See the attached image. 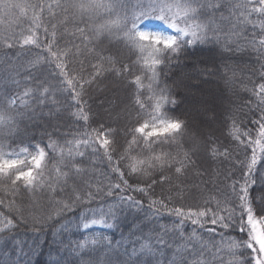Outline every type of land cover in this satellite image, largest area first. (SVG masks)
Returning <instances> with one entry per match:
<instances>
[{
	"label": "snow or ice",
	"instance_id": "1",
	"mask_svg": "<svg viewBox=\"0 0 264 264\" xmlns=\"http://www.w3.org/2000/svg\"><path fill=\"white\" fill-rule=\"evenodd\" d=\"M24 19L29 26L17 33L15 26ZM248 25L258 27L261 34L249 38ZM65 36L73 42L61 46ZM105 40L121 47L114 52L104 49L100 45ZM221 40L226 50L235 45L236 51H243L247 46L264 58V0H0V46H34L44 55L29 60V67L50 63L58 70L56 83L39 82L0 100V192L12 197L6 207L23 219L24 208L16 204V197L21 192L43 194L49 205L45 219L81 206L82 227L88 229L98 224L112 227L108 219L114 217L118 203L139 205L124 195L127 192L150 196L155 185L167 183L182 200L198 145L194 137L193 146L184 148L188 125L169 115L168 106L176 101L166 86L161 87V74L185 48ZM122 50L135 56L132 64L120 58ZM88 57L95 62L88 60L86 67ZM260 67L264 69V63ZM133 68L139 74L133 75ZM107 74L118 82L133 75L128 82L134 86L130 103L110 113L115 121H124L125 146L119 142L118 128L104 123L63 143L50 135L43 147L14 146L25 118H34L39 106L49 100L55 104L57 95L65 92L77 105L72 115L87 123L92 113L84 97ZM259 79L251 89L245 86L251 97L229 115L235 149L221 151L215 145L207 149L212 158L230 160L231 169L214 172L207 180L205 172L194 171L198 183L191 187L199 190L200 202L185 206L174 204L171 196L151 199L153 207L159 205L175 217L172 228L140 239L130 251L121 252L109 241L102 257H81L80 264H264V71ZM87 149L102 151L106 158L110 169L106 184L89 178L83 159ZM209 184L212 190H207ZM258 184L260 195L253 196ZM65 192L70 194L57 198ZM117 193L116 203L106 209L90 207L102 196ZM186 223L193 226L187 233ZM14 227L13 219L0 216V233ZM89 245L95 250L98 241L77 247L83 251Z\"/></svg>",
	"mask_w": 264,
	"mask_h": 264
},
{
	"label": "trees",
	"instance_id": "2",
	"mask_svg": "<svg viewBox=\"0 0 264 264\" xmlns=\"http://www.w3.org/2000/svg\"><path fill=\"white\" fill-rule=\"evenodd\" d=\"M253 19L257 20L258 17L254 15ZM28 26L29 21L24 19L20 25L15 26L16 32L19 33L21 29L26 32ZM246 34L251 38L261 33L258 27L253 29L251 25H248ZM71 42H73L72 37L65 36L61 46ZM75 42L79 43L78 40ZM100 47L114 52L121 46L115 41L109 44L105 40ZM232 47V51L226 50L223 40L187 47L181 52L179 58L171 60L161 74V87L166 86L170 91V98L176 101L174 105L168 106L171 109L169 115L186 121L188 125L183 137L184 148L193 146L194 137L198 145V150L192 157L195 161L194 168L188 173V188L183 193L182 200L176 199L174 188L167 183L155 185L150 196L139 192H127L124 195H131L134 200L140 202L139 205H130L127 201L118 203L114 209V217L108 219L112 227L98 224L85 229L80 220L83 211L81 206L74 211L65 212L62 217L47 220L45 219L49 211L47 197L43 194L32 196L21 192L16 197V204L24 208V218L21 219L20 214L6 207L12 197L0 192V199L4 200V204H0V216L13 219L15 224L14 228L0 233V264H80L81 257L84 260L102 257L109 241L113 248H118L121 252L125 248L130 251L134 245L138 247L137 242L140 239L154 236L164 228L170 229L173 226L175 217L168 215L159 205L153 207L151 199L171 196L176 205L195 206L199 203V190L191 187L192 184L198 183L194 171L204 172V168L209 163L212 165L211 174L214 172L223 174L231 169L230 160L223 157L212 158L207 149L213 145L220 147L221 151L224 148L235 149V142L229 135L231 127L229 115L249 100L251 91H245V86L251 89L254 84L259 83V73L264 71L260 67L261 63H264V58L253 52L250 47L245 46L243 51H236L235 45ZM37 55L43 56L44 53L34 46L21 48L17 44L11 49L0 46V100L19 95L25 87H34L39 82H57L55 73L58 70L53 64L41 63L35 67H29V60ZM120 58L128 64L135 61L133 54L123 50ZM88 60L92 58L88 57L85 60L86 67ZM92 62L95 61L92 60ZM135 74L139 72L133 68V75ZM133 75H129L125 81L118 82L112 75L107 74L98 84L89 89L84 99L88 101L87 109H90L92 117L87 123L72 115L77 111V105L67 92L57 95L55 104L49 100L37 108L34 118H25L20 124L14 146L38 144L43 147L49 143L50 135L52 139L63 143L73 137H82L85 132L98 128L100 123L118 128L119 142L125 146L124 121H115L110 113L114 115V111L130 103L134 86L130 87L128 82ZM229 80L231 82H228ZM16 81L19 83L17 84ZM228 89L230 91L227 92ZM226 93H228L227 102L223 104L216 101V96L224 97ZM198 108L210 116L214 123L213 127L208 128L206 122L198 117L195 111ZM244 111L247 112V109ZM241 127L243 129L244 126ZM85 151L84 166L88 169L89 178L106 184L110 169L102 151L99 153H93L91 149ZM241 159H243V153H241ZM257 167L259 168V165ZM209 175L205 174L204 179L207 180ZM131 182L136 183L135 180ZM212 188L211 184L207 185V190ZM260 192L258 184L254 186L252 195L259 196ZM69 194L68 192L58 193L57 198ZM119 195L117 193L108 198L102 196L90 207L95 209L102 205L106 209L109 205L116 203ZM169 207H172V204ZM33 216L39 222L34 223ZM184 227L186 233L193 228L190 223H186ZM92 239L98 241L95 250L91 245L83 251L78 249L79 243ZM24 253L27 255H23Z\"/></svg>",
	"mask_w": 264,
	"mask_h": 264
},
{
	"label": "rangeland",
	"instance_id": "3",
	"mask_svg": "<svg viewBox=\"0 0 264 264\" xmlns=\"http://www.w3.org/2000/svg\"><path fill=\"white\" fill-rule=\"evenodd\" d=\"M228 91H230L229 89L227 90V92ZM215 92V91H214ZM228 93H226V94H224V97H221L220 95H218V96H216L217 98H216V101H219L220 103H225V102H227V97H228V95H227ZM217 95V94H216ZM205 96V95H204ZM203 96V97H204ZM226 96V97H225ZM197 98H200V96H197ZM201 99H202V97H201ZM196 111V114L198 115V117H200L203 121H205L206 122V124L208 125V128L210 127H213L214 126V123H213V120H211V118H210V116L209 115H207L206 113H204L203 111H201V109H197V110H195ZM204 172L206 173V175H209V174H211V172H212V165H211V163H209V165H207L205 168H204Z\"/></svg>",
	"mask_w": 264,
	"mask_h": 264
}]
</instances>
